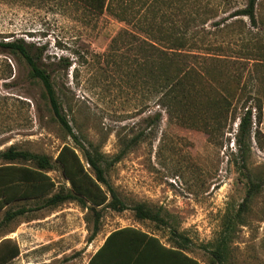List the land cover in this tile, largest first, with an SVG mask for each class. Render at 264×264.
<instances>
[{
    "label": "rangeland",
    "instance_id": "374dc122",
    "mask_svg": "<svg viewBox=\"0 0 264 264\" xmlns=\"http://www.w3.org/2000/svg\"><path fill=\"white\" fill-rule=\"evenodd\" d=\"M245 5L108 0L97 12L83 0H0V41L21 39L39 55L73 132L102 153L107 183L126 206L103 209L89 241L93 216L77 202L37 209L69 188L53 164L50 193L0 210V241L16 243L19 264H83L96 236L120 226L141 228L166 246L180 243L201 264H219L211 252L223 245L220 264H264V0L255 4V26L234 15ZM170 36L185 41L173 59L199 74L184 84L192 99L177 115L168 114L169 85L157 81L159 51L151 47L170 53ZM210 100L226 111L210 112ZM243 106L252 107L253 118L240 154ZM64 144L75 146L42 83L19 54L0 48V151L12 146L54 162ZM250 181L261 188L247 198ZM137 203L159 218H135ZM22 206L31 210L4 219Z\"/></svg>",
    "mask_w": 264,
    "mask_h": 264
},
{
    "label": "trees",
    "instance_id": "16d2710c",
    "mask_svg": "<svg viewBox=\"0 0 264 264\" xmlns=\"http://www.w3.org/2000/svg\"><path fill=\"white\" fill-rule=\"evenodd\" d=\"M91 9L101 12L108 0H83ZM258 0H246L244 8L236 11L234 15L246 16L252 25H256L255 4ZM165 43L168 53L165 50H158L156 45L151 44L155 51H159L156 56V68L158 69V82L169 85L168 91L164 94L167 97L168 114L177 115L183 113L185 105L192 98L185 93L184 84L188 78L194 81L199 79V74L194 68L183 65L182 60L176 62L173 49H178L184 45V40L170 36ZM0 48L11 53L19 54L29 67V74L37 78L43 85L50 108L60 125L72 137L75 146L64 144L60 147L54 162L50 157L43 154L31 153L19 150L12 146L0 151V159L4 162L0 164V210L10 203L18 200L38 199L50 193L55 184L48 175V171L53 164L60 168L64 179L69 183V188H60L48 196L41 206H56L66 201H75L82 208L89 210L93 216V229L88 240L91 241L98 232V222L103 209L123 211L125 204L120 200L116 191L107 183L102 153L93 148L91 144L85 146L79 136L75 134L70 126L65 114L62 112L61 104L57 98L49 73L38 64L39 55L31 53L30 45L21 39L0 41ZM169 62V65L165 62ZM69 64H66V67ZM160 65L167 67L168 75L162 72ZM187 67V68H186ZM160 70V71H159ZM165 70V71H166ZM196 84V83H195ZM167 87V86H161ZM170 98V99H169ZM209 100V99H208ZM226 103V101H224ZM212 113L221 115L224 113V103L217 100L209 101ZM253 111L251 106H243V113L240 116L238 130L236 134V145L238 152L244 154L248 145V140L252 128ZM80 151L81 155L77 153ZM118 157V156H117ZM244 158V159H243ZM28 162L29 164L22 163ZM20 162V163H19ZM87 164L88 167L85 166ZM242 168L245 167V157L242 156ZM261 185L250 181L247 191V198L255 194ZM246 198V199H247ZM245 199V200H246ZM31 210L25 206L14 210L6 211L4 219L9 221L18 215H22ZM135 218L139 220H157L158 214L152 213L143 204L137 203L132 207ZM116 250V258L106 257L108 264H201L197 259L188 256L184 252L182 244L166 246L160 242L159 238L149 235L131 226L115 229L109 233L102 246L91 256L88 264H95L103 253L108 255L109 250ZM224 245L211 252L214 261L219 264L224 259ZM18 255V247L11 239L0 241V264H6ZM110 262V263H109Z\"/></svg>",
    "mask_w": 264,
    "mask_h": 264
},
{
    "label": "crops",
    "instance_id": "0c3cea01",
    "mask_svg": "<svg viewBox=\"0 0 264 264\" xmlns=\"http://www.w3.org/2000/svg\"><path fill=\"white\" fill-rule=\"evenodd\" d=\"M122 227H126V226H120V227H117L115 229L122 228ZM131 227L136 228V229H139L140 231L145 232V233H147L149 235H152L149 232H147V231H145V230H143L141 228L134 227V226H131ZM115 229H112L111 231H113ZM111 231H108V232L102 233V234H98L96 236V240H98L99 243H98L97 247L89 254V256L86 258V260L84 261L83 264H88L91 256L102 246V244L104 243L106 237L109 235V233ZM153 236H155V235H153ZM4 239H6V238H4ZM9 239H11V238H9ZM108 253L109 254L106 255V252H104L103 253V256H101V258H99V260H97V262H95V264H108V260H106L107 259L106 257L116 258L118 256V253L116 252V250H112V248H111V250H109ZM18 259H19V256L14 257L12 260H10L9 262H7L6 264H19ZM21 261H22L23 264H26L27 263L25 260L23 261V259Z\"/></svg>",
    "mask_w": 264,
    "mask_h": 264
}]
</instances>
